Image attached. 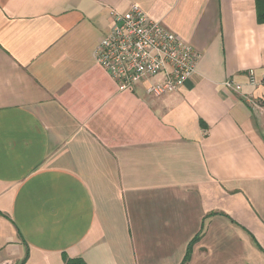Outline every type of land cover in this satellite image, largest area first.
I'll list each match as a JSON object with an SVG mask.
<instances>
[{"label": "crops", "instance_id": "crops-1", "mask_svg": "<svg viewBox=\"0 0 264 264\" xmlns=\"http://www.w3.org/2000/svg\"><path fill=\"white\" fill-rule=\"evenodd\" d=\"M257 1L0 0L1 260L182 264L195 239L185 264H264ZM132 4L202 54L181 89L96 61Z\"/></svg>", "mask_w": 264, "mask_h": 264}, {"label": "built area", "instance_id": "built-area-1", "mask_svg": "<svg viewBox=\"0 0 264 264\" xmlns=\"http://www.w3.org/2000/svg\"><path fill=\"white\" fill-rule=\"evenodd\" d=\"M95 53L96 61L121 89L162 75L161 81L149 86V92L155 96L181 89L197 71L202 57L189 42L162 21L151 18L138 4H132L124 13L113 14L112 26ZM247 79L250 85L262 86L264 91V75L258 77L251 69ZM225 86L242 90V85L233 80H227ZM247 101L256 103L251 97ZM0 264H10V261L0 259Z\"/></svg>", "mask_w": 264, "mask_h": 264}, {"label": "trees", "instance_id": "trees-1", "mask_svg": "<svg viewBox=\"0 0 264 264\" xmlns=\"http://www.w3.org/2000/svg\"><path fill=\"white\" fill-rule=\"evenodd\" d=\"M257 2H258V5H257L258 20H259V22H264V3L261 4L262 1H259V0ZM196 239H197V237H196ZM254 240L257 243V240L255 238H254ZM194 241H195V239L192 240V242L189 244V246L187 248V253L184 257L182 264H185L190 259L192 246H193ZM27 258H28V251H27L25 257L23 258L21 264H23L27 260ZM64 261H65L64 264H88L84 259H82L80 257L70 258L66 254H64Z\"/></svg>", "mask_w": 264, "mask_h": 264}]
</instances>
